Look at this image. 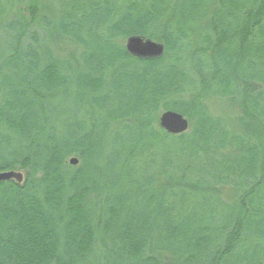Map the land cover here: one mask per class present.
Masks as SVG:
<instances>
[{
    "label": "trees",
    "instance_id": "16d2710c",
    "mask_svg": "<svg viewBox=\"0 0 264 264\" xmlns=\"http://www.w3.org/2000/svg\"><path fill=\"white\" fill-rule=\"evenodd\" d=\"M257 2L61 0L53 20L33 16L41 38L19 15L5 23L0 172L23 179L0 183V264H264ZM130 36L163 56L131 57ZM210 97L237 105L236 130ZM165 111L190 131H162Z\"/></svg>",
    "mask_w": 264,
    "mask_h": 264
},
{
    "label": "rangeland",
    "instance_id": "374dc122",
    "mask_svg": "<svg viewBox=\"0 0 264 264\" xmlns=\"http://www.w3.org/2000/svg\"><path fill=\"white\" fill-rule=\"evenodd\" d=\"M5 8V15L0 19V50L3 46V40L6 39L5 33V23L12 21L13 18H16L15 15H19L22 19L29 21L32 24L33 16L36 14L38 16H43L44 14L47 15V18L44 19L45 21L53 20L57 16V5L61 2V0H0ZM257 8L254 11V16L257 12H260L262 15L261 21L264 22V0H257ZM43 19V18H42ZM43 20V21H44ZM42 22L39 26L28 27V31H35L36 36L40 37L44 34L41 31L42 28L47 27L46 22ZM28 23V22H27ZM28 24L29 26H31ZM50 32V28L48 31ZM42 34V35H41ZM124 44V43H123ZM58 48V47H57ZM205 105L208 108L209 113L214 116L220 118L224 126L230 130L234 131L237 129L236 124L237 120L240 117V110L238 109L237 105L233 103L231 100L227 99H220L218 97H210L204 100ZM188 120V130L190 131L191 125L193 122L192 118H187ZM158 124V119H157ZM70 159V158H69ZM68 161V160H67ZM78 161V160H77ZM71 166V165H70ZM71 166V167H76ZM23 174L21 171H16ZM241 193L232 190L230 187L224 186L219 189V196L226 202H233L235 203L239 198Z\"/></svg>",
    "mask_w": 264,
    "mask_h": 264
},
{
    "label": "water",
    "instance_id": "95a60500",
    "mask_svg": "<svg viewBox=\"0 0 264 264\" xmlns=\"http://www.w3.org/2000/svg\"><path fill=\"white\" fill-rule=\"evenodd\" d=\"M124 49L128 55L139 60L159 59L164 54V46L139 36H130L125 40ZM158 126L166 134L177 136L188 130V121L181 114L172 111H165L158 118ZM75 158H70L68 164L77 165ZM22 174L14 171L0 172V183L14 181L22 183Z\"/></svg>",
    "mask_w": 264,
    "mask_h": 264
}]
</instances>
